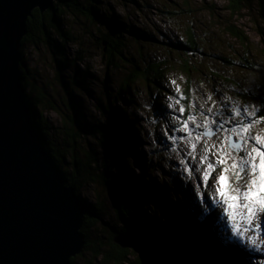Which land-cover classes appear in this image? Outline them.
Wrapping results in <instances>:
<instances>
[{"label": "rangeland", "instance_id": "1", "mask_svg": "<svg viewBox=\"0 0 264 264\" xmlns=\"http://www.w3.org/2000/svg\"><path fill=\"white\" fill-rule=\"evenodd\" d=\"M135 2L103 0L113 13L121 16L127 23L152 33L160 41L140 45L128 41L127 56L133 59V64L137 63L140 66L147 62L171 60L175 68L166 69L161 78L168 90L153 83L146 85L142 81H137L134 85L131 84L133 87L131 94L136 104L131 106L123 95L125 100L115 103L116 106L126 109L131 117L134 132L138 137L139 151L143 154L144 165L148 168L147 173L157 187L166 188L168 193L166 202H172L178 208L184 206V209L192 212L195 209L208 212L210 209L215 210L211 224L214 221L223 227V232L217 229V235L221 233L218 237L237 238L236 242L232 243H241L240 247L243 250L251 249L255 256L249 255V258L257 260L258 264H264V227H261L258 234L251 230L245 231L239 216L231 220L224 213L223 207L217 203L218 197L207 198L206 193L209 191L207 188H202L201 195L197 196L199 182L195 177H202V171L193 170L206 167L199 162L206 145L212 150L209 158L215 162V153L218 152L225 136L229 137V143L230 139H235V136L228 133V129L237 127L235 123L237 117L233 110L241 112L238 119L242 123H252L253 134H264V123H260L257 116V113L264 115L262 111L264 79H260L258 73L248 68L244 60L245 58L254 62L257 65L254 67L264 69V20L259 16L256 7L232 14L226 6L227 0H135ZM166 9H176L177 14L168 16L165 13ZM62 19L64 28L70 29L77 36L76 43H68L65 46L66 52L70 58L77 52L84 55L82 60L72 62L71 66L64 69L63 81L73 85V95L79 101L80 113L77 119L94 128L104 122L99 103L108 102V95L111 93L113 98L118 92L130 63L120 62L118 68H107L101 56V47L96 45L95 38L83 32L82 25L77 24L68 14ZM187 27L193 29L198 45V51L190 53L189 56L183 55L190 66L191 98L188 105L183 101L186 77L180 69L182 57L168 43L169 40L183 39ZM231 29L239 30L247 39L241 42L233 36ZM22 52L25 65L29 68L27 81L33 83L36 88L44 86L53 101L62 106L64 89L55 78L56 63L48 49L43 44L25 42L22 45ZM84 72L87 75L84 76ZM156 97L161 101V111L155 106ZM209 97L212 99L209 100ZM170 104L172 107H169ZM41 108L38 107L39 110ZM208 108H212L213 111L208 112ZM180 109L184 111L181 112ZM43 116L53 127L61 126V117L54 110L46 109ZM204 116L213 121L208 126V131L204 129L206 123ZM185 122L187 133L181 130ZM221 124L224 125L223 128ZM59 134L58 131L54 134L58 145L61 143ZM197 135L201 136L199 141H195ZM85 140L88 141L85 142V148L91 144L92 148L98 149L97 140L92 136ZM192 142H196L195 150L191 147ZM226 150H231L229 144ZM125 161L128 168L136 169L129 162V158ZM63 166V169H66L69 164L64 163ZM231 183L235 187L237 183L245 182L231 179ZM98 190L104 203L105 220L110 224L115 223L116 218L109 198L97 183L85 184L80 196L93 203ZM216 217L218 222L215 220ZM157 218L162 219L160 213ZM234 227L239 228L244 236L258 235L257 243L261 244V248L254 249L244 236L235 235ZM92 234L93 241L103 242L105 248L108 246L110 234L108 225L97 224ZM98 261V257L93 259L91 251H85L75 258L73 264H99Z\"/></svg>", "mask_w": 264, "mask_h": 264}, {"label": "trees", "instance_id": "2", "mask_svg": "<svg viewBox=\"0 0 264 264\" xmlns=\"http://www.w3.org/2000/svg\"><path fill=\"white\" fill-rule=\"evenodd\" d=\"M122 1L136 3L135 0ZM226 6L232 14L256 7L259 16L264 20V0H227ZM175 10L166 9L165 13L171 16L177 14ZM65 14L82 25L83 32L95 38L96 45L101 47V56L107 68H118L120 62L130 63L118 92L113 98L110 93L108 102L100 101L98 106L104 122L94 128L77 119L80 113L79 101L73 95V85L63 81L64 69L71 66L72 62L82 60L84 56L81 52L79 54L77 52L73 58H70L65 50L68 43L77 42V36L73 31L64 28L62 18ZM26 27L28 32L23 37L22 43L29 42L34 45L39 43L48 49L56 63L55 78L64 89L62 106H58L44 86L36 88L33 83H29L26 79L29 68L25 65L22 52L23 90L31 105L32 120L40 140L52 157L64 182L74 189L75 194L86 206L80 229L85 238V247L81 253L91 251L93 259L99 258V264H145L131 250L123 249L113 243L114 234L122 233L146 244L166 264H258L257 260L249 258L251 255L255 256L251 249L243 250L240 247L241 243H232V241L236 242L237 238L218 237L221 233L217 235V229L223 232V227L214 221L211 224L215 210L210 209L208 212L195 209L192 212L184 209V206L178 208L174 203L165 201L168 194L166 188L157 187L147 173L148 168L144 165V156L139 151L138 137L134 132L130 115L126 109L115 105L117 101L125 100L123 96H126L131 106L136 104L131 94L133 90L131 84L134 85L137 81H142L146 85L153 83L168 90L161 78L166 69H175L171 60L147 62L144 66H140L137 63L133 64V59L126 54L128 41L140 45L156 40L160 42L159 39H156L152 33L127 23L121 16L108 9L103 0H52V6L43 13L38 9L32 11ZM231 32L241 42L247 39L239 30L231 29ZM168 43L182 57L180 69L186 77L187 91L183 101L188 105L191 98L190 66L183 55L189 56L190 53L198 51L197 39L193 29L187 27L183 39L169 40ZM244 60L248 68L260 69L254 67L256 65L254 62L245 58ZM83 74L87 75L85 72ZM160 104L161 101L156 97L155 106L159 111L162 110ZM38 107H42L41 110ZM46 109L54 110L61 117L59 128L53 127L45 119L43 113ZM56 131L60 133V145L55 139ZM91 136L97 140L98 149L92 148L91 144L85 148L88 143L85 139ZM128 158L136 169L129 168L131 176L124 175L118 178L117 165L120 163L128 168L125 165V159ZM64 163L69 164L66 169H63ZM90 183H97L101 191L107 194L116 218L115 223L110 224L105 220L106 213L99 190L93 203L87 202L80 196L83 186ZM158 211L162 216L160 220L157 218ZM215 220L218 222L217 217ZM97 224H106L110 228L106 248L102 245L103 242H95L91 239L92 230ZM77 256L71 258L70 264H73Z\"/></svg>", "mask_w": 264, "mask_h": 264}, {"label": "water", "instance_id": "3", "mask_svg": "<svg viewBox=\"0 0 264 264\" xmlns=\"http://www.w3.org/2000/svg\"><path fill=\"white\" fill-rule=\"evenodd\" d=\"M51 6L52 0H0V264H70L85 247V204L42 144L22 85L27 19ZM253 70L264 79V70ZM112 241L145 264H166L125 234Z\"/></svg>", "mask_w": 264, "mask_h": 264}, {"label": "snow or ice", "instance_id": "4", "mask_svg": "<svg viewBox=\"0 0 264 264\" xmlns=\"http://www.w3.org/2000/svg\"><path fill=\"white\" fill-rule=\"evenodd\" d=\"M211 99L209 97V100ZM169 107L172 105L170 104ZM180 111L183 112L184 109H180ZM207 111L212 112L213 109L208 108ZM233 112L237 117L235 121L237 127L228 129V133L235 136L231 143V150H226V146L229 144V137L226 135L218 152L215 153V162L209 158L212 150L206 145L204 148L206 154L202 153L199 161L201 165H206V167L203 169L193 168L195 171H202V177H195L199 182L196 195L200 196L201 189L207 188L209 190L206 193L207 198L218 197L217 203L223 207V211L229 219L235 220L239 216L245 231L251 230L258 234L261 227H264V134H253L252 123H242L238 119L241 112L239 110H233ZM257 116L259 122L264 123V115L257 113ZM203 119L206 121L204 129L208 131V126L213 121L207 116H204ZM229 119H232L231 115ZM193 122L195 123V121ZM223 126L221 124V128ZM181 130L188 132L187 122L184 123ZM200 139V135L195 137V141ZM191 147L195 150L196 142H192ZM124 175L131 176V171L118 163L117 177ZM231 179L245 183H237L233 187ZM64 195L69 201L72 199L71 193ZM233 232L237 236H244L239 228L234 227ZM70 238L71 234L69 233ZM244 238L251 242L254 249L261 248V244L257 243L258 235L244 236Z\"/></svg>", "mask_w": 264, "mask_h": 264}, {"label": "bare ground", "instance_id": "5", "mask_svg": "<svg viewBox=\"0 0 264 264\" xmlns=\"http://www.w3.org/2000/svg\"><path fill=\"white\" fill-rule=\"evenodd\" d=\"M231 34V33H230ZM261 69V68H260ZM24 96H25V94H24ZM25 98L27 99V97L25 96ZM27 101H28V99H27ZM29 102V101H28ZM48 152V151H47ZM59 171V170H58ZM83 202V201H82ZM86 207V206H85Z\"/></svg>", "mask_w": 264, "mask_h": 264}]
</instances>
